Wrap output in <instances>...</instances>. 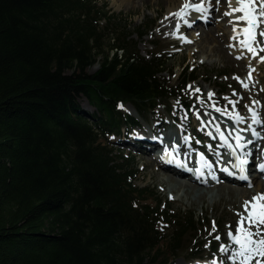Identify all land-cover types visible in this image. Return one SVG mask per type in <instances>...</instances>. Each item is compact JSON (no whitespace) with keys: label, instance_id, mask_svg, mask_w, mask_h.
Masks as SVG:
<instances>
[{"label":"trees","instance_id":"16d2710c","mask_svg":"<svg viewBox=\"0 0 264 264\" xmlns=\"http://www.w3.org/2000/svg\"><path fill=\"white\" fill-rule=\"evenodd\" d=\"M149 30L122 29L92 0H0V264H156L198 241L194 216L144 204L134 158L102 142L143 127L127 104L157 124L161 107L190 119L197 76L171 86L164 56L133 40ZM164 217L178 220L167 236Z\"/></svg>","mask_w":264,"mask_h":264},{"label":"rangeland","instance_id":"374dc122","mask_svg":"<svg viewBox=\"0 0 264 264\" xmlns=\"http://www.w3.org/2000/svg\"><path fill=\"white\" fill-rule=\"evenodd\" d=\"M92 1L99 8L102 7L104 11H108L111 16L115 17L116 23L122 29L127 28L128 32H134L142 26H149L150 30L147 36L141 39L134 35L133 40L138 43L142 56L149 58L151 52L164 56L165 66L169 71L164 72L162 76L170 82L171 86H177L185 73L195 72L197 76L196 80L187 82L184 90L187 92V99L192 104L190 119L187 121L188 116L185 118L180 116L179 118L183 122H189L188 127L183 124L179 130L176 127L172 128L171 124H166L169 132L177 131L180 134L183 127H185L188 132L196 130L197 134L201 136L203 135L201 131L204 132L205 127L211 125L208 121L207 123L204 121L203 116L206 113H222L225 116L232 117L228 119L229 122L227 121L224 124L225 128L232 127L234 131H237L243 137L244 135L251 134L254 130L256 133H259L256 136L260 139V143L256 142V145L257 147H261V139H264V51L261 50L264 49V36H260L259 31L262 28L264 29V24H260L257 31H255L256 42L252 45L254 52L244 55L233 49L238 44L244 47L242 41H244L243 38L246 35L243 38L240 36L238 26H234V20L230 18L231 15L227 14L233 10L230 7L229 0H203L202 2L199 0L198 2L197 0H181L190 5H200L204 10H207V14L203 18L207 19L210 16L211 21L207 20L210 24L203 21L204 25L200 24L199 21H195L194 14L198 13V11L191 10V6L186 10L187 15H174L180 12V9L184 6L179 0H130L131 3L124 4L120 8L118 7L120 0ZM115 1H118V3L115 4ZM233 1L231 0V3ZM235 1L237 3V0ZM256 8L257 11L264 10L259 3L256 5ZM168 17H171L172 23L169 22ZM261 19H264V17H261ZM197 25L198 27H196ZM239 26L243 27V32L244 28L247 27V25ZM162 28L166 29L162 31ZM209 30L214 32L218 43L216 41L211 42L202 34L203 32L205 34ZM237 41L239 42L236 43ZM218 47L223 51L226 58L218 51ZM228 59L230 61H227ZM98 69L99 66L96 65L89 71L90 73H94ZM170 70L172 73H170ZM223 74L226 76L220 77ZM244 84H247L248 87L245 88ZM222 86H226V90ZM171 103L175 113L177 111L176 103L174 101ZM217 103H220V105H216ZM80 107L86 114L90 115L94 112V109L84 98L80 100ZM217 109H220V111H217ZM159 112L165 117L166 122H171L166 116L167 112L164 107H161ZM122 113L141 119L140 122L143 127L130 129L133 135L132 139L142 138L141 134H147L155 126L159 127L156 124L157 114L143 118L138 115V111L130 104H127L122 109ZM244 113L248 114L250 121L246 122L243 117H240V114L244 116ZM254 113L256 118L260 120V125L253 122ZM237 115L241 119H237ZM125 131L126 129L122 132L121 137H123ZM127 132L130 133V131ZM158 135V132H154L155 138H158ZM186 137H190L188 133ZM205 137L207 136L205 135ZM128 138L131 137L128 136ZM118 140L119 137L111 136L107 140L102 139V142H107L111 149L119 150L123 158H134L136 169L139 171L135 187L146 190L145 196L148 197L144 204L153 208L154 211H158V213H164L166 209L170 208L174 216H178L180 220L193 215L196 222L199 223L198 230L194 233L199 238L197 242L192 240L185 245L188 248H184L176 253H167L165 251V255L156 264H196L199 261L204 262L195 257L190 258L186 254L191 252V247L198 244L197 247H200L199 257L201 258L212 257L214 252L222 254L224 246L223 244L219 246L218 243H220L221 239L227 241V238L231 237L229 233L236 234L238 222L240 221L238 213L244 211L243 194L239 192L242 187H229L231 186L230 184H228L229 186L221 187L223 196L215 205L210 204L205 199L202 200V204L199 202H188L186 199L183 202L178 201V198L182 195L181 190L172 194L164 192V190H161L157 178H152L151 172L157 168L155 162L150 161L154 160L153 157L149 159L146 156V158L141 159L138 157L137 151L132 150L133 148L128 145L122 143L120 145ZM129 141L136 147L143 145L133 140ZM120 142L125 141L120 139ZM119 152H117L118 155ZM182 180L187 183V180ZM223 184L227 183L224 182ZM228 190L235 193L229 195ZM242 192L246 191L242 190ZM258 194H264V188L262 191L256 193L255 196ZM235 203L241 206V210H239V207L234 206ZM244 215L246 216L247 214ZM165 218L160 219L161 223L159 227L163 234L167 236L174 231L178 220L175 218L170 225H166L164 224V221H167ZM220 227L223 228V234H217L218 231L220 232ZM245 227H247V222L245 223ZM210 240L211 242H209ZM212 241H217L218 247L216 250L211 249ZM179 255L183 256L179 257ZM219 258L221 259V255ZM227 259L224 258V262H222V260L212 258V261L206 262L225 264ZM242 259L237 264H241ZM257 260L261 259L251 260V264H256ZM230 261L232 260L229 259V264H232Z\"/></svg>","mask_w":264,"mask_h":264},{"label":"bare ground","instance_id":"6f19581e","mask_svg":"<svg viewBox=\"0 0 264 264\" xmlns=\"http://www.w3.org/2000/svg\"><path fill=\"white\" fill-rule=\"evenodd\" d=\"M155 1H160V0H155ZM180 3L182 2L181 0H179ZM200 2H202L203 0H199ZM198 2V0H197ZM115 4L118 3V1L114 2ZM131 3L130 0H120L118 7L120 8L122 5L124 4H129ZM185 2H182V4L184 5ZM205 3V2H204ZM232 9L238 7V4L236 3V1L234 0L231 3L230 6ZM173 9V8H172ZM188 10V9H187ZM193 11H196L193 7L192 9ZM232 13V11L230 12ZM207 14V10H204L202 12H198L195 13L194 18L195 21H199L200 24H203V21H206L207 24H210L207 22V20L210 22L211 21V17L208 16L207 19H204L203 17ZM240 15H242V13L239 12H235L231 14V19L234 20V26H238L239 29V34L240 36L243 38L244 37V32H243V27L239 26V25H247V23L245 21H241L238 20L237 17H239ZM168 20L170 23H172V19L171 17H168ZM233 23V22H232ZM260 26V25H259ZM198 27V25L196 26ZM166 29V28H165ZM165 29L162 28V31H164ZM263 29V28H262ZM257 31V29L255 30ZM206 38H208L211 42H217L216 36L214 34V32H212L211 30H209L208 32H206L204 34V32L202 33ZM226 37V36H225ZM237 38V36H236ZM240 39V38H239ZM244 41L248 39V37L246 36L245 38H243ZM238 40V39H237ZM244 41L243 45H244ZM239 41H237L236 43H238ZM218 51L222 54L223 57L226 58V56L224 55L223 51L218 47ZM233 49L235 51H237L238 53L241 54H247V53H253L248 51V49L240 44H238L237 46H234ZM247 50V51H246ZM196 56V55H195ZM227 61H230V59H228ZM219 102V101H218ZM220 105V103H217L216 105ZM177 106V105H176ZM177 112V111H176ZM204 113V112H203ZM239 116V115H238ZM182 117V116H181ZM228 117V118H227ZM240 117H243L246 122H248L249 120V116L247 113L240 114ZM177 119H169L171 120V122L169 123V121L166 122V124H171V127H176L177 129H181L180 127L185 124L186 127H188V122H183V120H179L180 116L177 117ZM204 121L207 123V121L211 124L208 127H205V131H201V133L203 135V137H205V135L207 136L204 140H201L198 138V136L195 134V131L193 130V132H188L187 129L185 127H183V129L181 130V133L178 134L177 131L174 132H169L168 130V126L167 129L165 128H158V126H155L150 132H148L147 134H141L142 137V141L143 142H139L140 144L143 145H139V146H134L130 143L129 140H133L134 142H137L135 138H128V139H124L121 138V140L125 141V142H120V139L118 141L119 144H124V145H128L130 147H132V150L137 151L138 153V157L142 158H146V156H148L147 158L151 159V157H153V161L150 160L151 162H155V164L157 165V168L153 169L151 172V176L152 178H157V181L159 182L160 188L161 190L164 192H169V193H176L179 190L182 191V195L178 198V201H184V199H186L188 202H199L200 204H202V200H207L210 204L215 205L216 202L220 201L222 199L223 193H222V188L223 186H229L228 184H230L231 186L229 187H233V186H240L242 187L241 190H239L240 193L243 194L242 196V202L248 201V200H252V198L256 195V193L260 192L263 190L264 188V171L261 170V165H264L262 162V154L261 151L264 150V139H261V147L260 150H258L256 152V155H251L249 157L250 160V166L247 168V170L245 171H241L240 168H237L236 166H233L231 164V160L227 157V152H226V145L224 143V140H226L228 145H231L232 147L235 148L236 144H237V134L229 131V127L225 128L224 124L227 123V121L229 122L228 119H231L232 117L230 116H225L222 113H206L204 116ZM257 125H260L261 123H256ZM222 127V128H221ZM221 129V130H218ZM154 132H158V138L154 137ZM206 132V133H205ZM187 133L189 134V138L186 137ZM213 133V134H212ZM130 134L132 135L131 131ZM208 134L210 135V137L208 138ZM223 135V138H222ZM244 135V134H242ZM250 134H247V137H249ZM144 137V138H143ZM240 137V142L244 143V140H242L241 137L243 136H239ZM256 142L260 143V139L259 138H255ZM173 142H176L177 145L180 147V149H185L186 153H189L190 155L197 157L198 155L202 154V152L204 153L205 159L210 160L211 163L213 164V167L216 171L219 172V179H214V180H208L207 178H205V181L203 182L202 177L198 176L197 177V171H192L190 173H184L182 171V169L184 168H189L188 165L184 164V161H190V157L189 156H181V152H177L175 153V151L172 149L170 152L168 151V155H169V160H171V163L173 164V167L169 166L168 162L162 163L161 162V156L163 154H161L162 151V147L164 146H172V148L174 147ZM260 146V145H259ZM249 149V148H248ZM246 149V150H248ZM197 151H202L201 153H196ZM145 160V159H144ZM147 160V159H146ZM227 162V163H226ZM147 163V162H146ZM150 165V164H149ZM200 165H196L193 166V170H197V168H199ZM227 168L230 172V174H222L220 172V169H224ZM233 175H238V179H234L232 178ZM256 175H258L260 177V182H258V179H253L256 177ZM182 179L187 180V183L184 182ZM226 182L227 184H223L224 182ZM240 189V188H238ZM242 190H245L246 192H242ZM250 191V192H248ZM235 192H231L230 190H228V194H234ZM239 196V194H238ZM234 205V204H233ZM235 207H239V210H241V206L238 203H235L234 205ZM243 214H247L245 213V211L242 212ZM221 241H224L223 239H221ZM226 242V246H225V254L230 252V250L233 247H237L239 249V245L235 244L231 237L229 239H227ZM219 244V243H218ZM218 244H214L215 245V249H217ZM217 256H220V254L216 253ZM260 257H255L254 259H257ZM230 259V258H229ZM229 259H227L225 261V264H229ZM242 259V257H232L230 261V263L232 264H237V262H239ZM262 259V258H260ZM196 264H211L208 262H201L199 261ZM213 264V263H212Z\"/></svg>","mask_w":264,"mask_h":264},{"label":"snow or ice","instance_id":"6c2138e0","mask_svg":"<svg viewBox=\"0 0 264 264\" xmlns=\"http://www.w3.org/2000/svg\"><path fill=\"white\" fill-rule=\"evenodd\" d=\"M231 4V0H229ZM259 3L261 8H264V0H237L238 7L232 10V13L239 12L242 13L237 19L245 21L247 27L244 28V34L248 37L244 41V46L248 51L253 52V43H255V30L259 27L260 24H264V10L257 11L256 5ZM193 7L196 11H204L203 7L200 5H190L185 3L184 6L180 9V12L175 13L174 15L183 16L187 15V9ZM232 13H227L231 15ZM260 36H264V29L259 31ZM264 51V49H261ZM237 79H239L237 77ZM245 88L248 87L247 84L243 85ZM198 91V90H197ZM220 111V109H217ZM237 119H241L237 115ZM254 123H260V120L256 118L254 113L253 118ZM254 135H259L253 130ZM223 138V135H222ZM240 137H237L238 146L243 147L239 144ZM251 141H249L250 143ZM247 163L246 160H240L237 167H240L241 171H245L243 167ZM261 170L264 171V165H261ZM244 211L247 213L245 216L243 213H238L240 215V221L238 222V227L236 229V234L229 233L232 241L239 245L238 256L242 257L241 264H251V260L255 257L262 258L257 260L256 264H264V194H258L254 196L251 201L244 202ZM247 222V227L245 223ZM253 229H255L253 231ZM219 239V237H217ZM226 250V249H222Z\"/></svg>","mask_w":264,"mask_h":264}]
</instances>
